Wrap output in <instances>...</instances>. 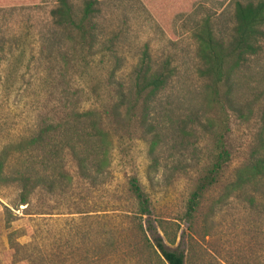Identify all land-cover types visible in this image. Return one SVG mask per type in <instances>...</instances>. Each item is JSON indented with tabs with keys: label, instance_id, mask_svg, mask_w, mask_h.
Wrapping results in <instances>:
<instances>
[{
	"label": "rangeland",
	"instance_id": "rangeland-1",
	"mask_svg": "<svg viewBox=\"0 0 264 264\" xmlns=\"http://www.w3.org/2000/svg\"><path fill=\"white\" fill-rule=\"evenodd\" d=\"M55 4L56 0H0V161L5 172L19 158L17 144L35 132L40 111H57L58 103L48 98H60L67 86L70 96L81 91L87 108L93 103L88 86L100 69L116 64L121 68L119 77L130 84L134 66L145 51L177 69L166 96L172 109L166 119L172 126L164 130L156 147L164 165L152 179L148 177L153 143L136 136L116 141L113 176L101 189L76 177L67 196H51L44 189L27 207L19 204L16 184L0 183V264H96V253L107 255L102 264H136L129 260L131 253L146 258L148 252L133 247L138 235L126 216L138 208L130 190L135 177L147 194L153 219L164 222L171 238L178 234L170 246L178 245L186 229L188 264H264V209L255 205L259 196L253 202L248 195L231 198L212 210L235 169L254 148L264 146V49L236 78L232 98L242 108L233 110L226 104L224 111L206 97L205 80L198 73V43L192 33L203 14L217 15L220 8L205 0H100L98 21L113 40L117 56L108 61L97 57L91 66L78 67L72 47L43 49L40 44ZM64 50L69 52L66 58ZM62 73H66L65 80ZM47 79L55 82L53 87ZM206 112L215 124L210 132L197 122ZM221 133L226 134L232 152L230 167L200 199L195 218L189 222L187 204L196 177L211 161ZM70 168L76 174L72 162ZM96 212L114 216L112 223L89 215ZM113 227L117 230L114 246L102 245L101 233ZM12 230L18 231L20 246L11 249ZM113 247H119L120 254L112 252Z\"/></svg>",
	"mask_w": 264,
	"mask_h": 264
},
{
	"label": "trees",
	"instance_id": "trees-1",
	"mask_svg": "<svg viewBox=\"0 0 264 264\" xmlns=\"http://www.w3.org/2000/svg\"><path fill=\"white\" fill-rule=\"evenodd\" d=\"M205 1L221 11L217 15L208 11L193 26L192 33L198 43L200 60L198 73L205 80V94L212 104L220 105L224 111L225 105L230 104L229 108L237 110L242 106L235 105L232 98L238 83L236 78L250 68L252 60L264 49V0ZM100 13V0H84L83 3L56 0L50 11L49 28L40 38L42 48L72 47L78 67L82 64L91 66L97 57L108 61L117 56L113 40L107 38L106 31L98 21ZM62 55L66 58L69 52L64 50ZM120 69L116 64H110L94 76L95 81L88 86L93 95V103L87 108L83 106L87 99L81 91L70 96L66 93L67 86L64 88L65 94L60 98H48L49 102L58 103L57 111H40L35 132L17 144L19 158L8 172H5L4 164L0 161V183L16 184L19 187L20 205L29 207L33 196L44 189L51 196H67L75 187L76 177L94 189L105 187L113 176L112 150L120 139L137 136L153 143L149 153L150 179L164 165L156 147L162 134H166L164 130L169 131L172 126L166 119L172 111L166 96L177 75V69L168 61L154 60L148 51L143 53L134 66L133 81L130 84L119 77ZM65 77L66 73H62L64 80ZM46 82L52 87L55 84L49 79ZM225 121L221 122L225 124ZM197 122L204 124L209 132L215 125L207 112ZM261 131L263 135L264 125ZM231 161L232 152L226 134L221 133L217 136L211 161L196 177L187 204V221L195 218L200 199L221 181ZM70 162L74 164L76 174L71 170ZM130 184V190L138 203L136 211L126 215L138 235V241L133 247L138 252L143 250L148 253L146 258L142 253H131L129 260L136 264H188L190 257L185 245L186 229H182L178 245L170 246L169 241L176 242L178 234L171 238L164 222L157 223L153 219L147 194L139 180L135 177ZM246 195L252 202L259 196L255 205L264 209L262 144L254 148L241 166L235 169L231 181L226 185V191L214 202L212 210L219 209L231 198ZM6 209L13 215L10 207L6 206ZM97 212L89 215L97 221L112 223L114 216ZM9 220L12 222L14 219ZM116 232L113 227L107 233H101L102 245L109 242L114 246ZM17 234V230L9 233L11 249L20 246ZM111 251L120 254L119 247H113ZM106 257V254L96 253L94 261L102 264Z\"/></svg>",
	"mask_w": 264,
	"mask_h": 264
}]
</instances>
